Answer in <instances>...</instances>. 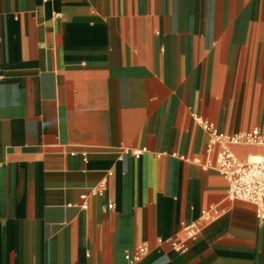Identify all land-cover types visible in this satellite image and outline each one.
<instances>
[{"label":"crops","instance_id":"1","mask_svg":"<svg viewBox=\"0 0 264 264\" xmlns=\"http://www.w3.org/2000/svg\"><path fill=\"white\" fill-rule=\"evenodd\" d=\"M199 120L264 132V0H0V264H264Z\"/></svg>","mask_w":264,"mask_h":264},{"label":"built area","instance_id":"2","mask_svg":"<svg viewBox=\"0 0 264 264\" xmlns=\"http://www.w3.org/2000/svg\"><path fill=\"white\" fill-rule=\"evenodd\" d=\"M198 123L208 135L207 149L211 151L216 146L220 149L216 156L206 164V167L226 177L228 201H240L252 205L256 217L264 222V158L258 162L250 161L249 158L241 160L230 150L232 146L240 145L264 146V132L255 128L245 135L229 137L219 132L212 123L203 120H199ZM135 155L139 156L140 153L136 152ZM113 207L114 204H110L106 209ZM148 251V246L138 245L132 252L126 251L124 258L129 264H135Z\"/></svg>","mask_w":264,"mask_h":264},{"label":"bare ground","instance_id":"3","mask_svg":"<svg viewBox=\"0 0 264 264\" xmlns=\"http://www.w3.org/2000/svg\"><path fill=\"white\" fill-rule=\"evenodd\" d=\"M262 159H263V158L258 157V156H250V157H249V160H250V161H254V162L261 161Z\"/></svg>","mask_w":264,"mask_h":264}]
</instances>
